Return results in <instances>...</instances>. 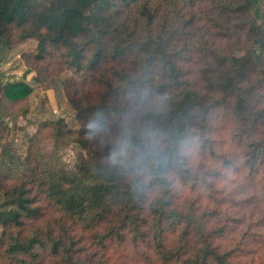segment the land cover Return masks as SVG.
Here are the masks:
<instances>
[{
  "label": "trees",
  "instance_id": "16d2710c",
  "mask_svg": "<svg viewBox=\"0 0 264 264\" xmlns=\"http://www.w3.org/2000/svg\"><path fill=\"white\" fill-rule=\"evenodd\" d=\"M15 31L22 41L37 39L34 60L58 54L80 76L63 84L81 128L69 129L64 118L44 122L24 156L0 142L7 263L238 264L249 234L224 242L231 229L224 200L206 201L219 172L208 163L194 167L186 147L230 165L208 154L206 133L217 115L234 120L246 179L264 201V0H0V67ZM31 72L50 89V65L33 61L23 79ZM23 79L0 76L3 116L34 91ZM48 127L56 149L80 147L73 170L40 156L39 135ZM148 130L159 133V156L147 154ZM125 141L133 159L145 153L142 161L119 158ZM40 200L58 217L44 220ZM253 239L262 246L248 264H264V242Z\"/></svg>",
  "mask_w": 264,
  "mask_h": 264
},
{
  "label": "rangeland",
  "instance_id": "374dc122",
  "mask_svg": "<svg viewBox=\"0 0 264 264\" xmlns=\"http://www.w3.org/2000/svg\"><path fill=\"white\" fill-rule=\"evenodd\" d=\"M202 20L205 21L204 18ZM20 34V31H15L12 38V43L14 44L4 46L3 48L0 67L2 81L22 80L27 65L33 63V61L34 67L37 68L50 65L53 75L49 77L48 85L52 95L53 106L49 102L45 90L33 82L32 78L29 79V83L34 85L37 91L20 104L9 106L10 110L7 106L5 114L8 113L6 116L10 117L11 120L8 124L4 123L7 128L6 131L4 129L0 131V136L3 135L0 142L4 144L6 149H10L13 156L26 155L35 134V129H38L40 122L46 123L64 118L69 129L75 131L81 128L77 111L68 102L63 84L65 80L70 78L79 81L80 76L74 75L71 70H68L58 54L49 56L46 62L41 63L36 59L34 60L33 56L37 54V39L22 41ZM32 108L33 113H35L34 115L30 113ZM0 113L3 114L2 110H0ZM36 120H38L37 123L35 122ZM236 126L237 124L234 120L223 115H217L212 120L211 128L206 133L207 138L210 140L209 144L212 145V147L208 146V154L212 156L211 152H217L224 155L226 160L230 162V165H226L225 160L215 161L212 159L215 156H212V158L204 157L194 145L187 146L186 153L188 156L193 157L194 167L200 168L202 164L208 163V168L212 173L219 172V175L215 174L217 178H214L216 180L214 186L210 189L208 188L209 195L206 201H209L210 196L224 200L225 210L230 214L225 219H230L226 222L231 226L230 231H226L227 234L224 242L227 245L233 244V239H236L235 234H249L246 237L244 250L237 253L239 258L235 260L238 264H248L251 262L253 253L262 246L256 247L253 244V238H257L256 241L264 242V238H261L264 236V201L261 198V192L258 190L260 186L246 179L247 171L244 165V157L242 156V148L233 136L236 132ZM51 133L52 129L48 127L42 130L39 135L41 142L37 148L40 151V156H45V159L48 161H50V158L56 156L62 166L64 165L67 169L73 170L80 147L78 144L69 143L63 146L60 145V148L56 149L55 140L52 138ZM2 180L5 185H12L15 182L14 179ZM19 181L17 180L16 183ZM179 190L183 192L185 188H179ZM257 196L260 197L262 203H260V199ZM3 201V192L0 190V204ZM204 205H208V202H204ZM38 206L41 207L44 220L53 221V218L58 217V214L50 207L48 202L40 200ZM238 218L240 219L238 220ZM260 219L263 221H257ZM38 224L36 223V225ZM31 226L29 225L26 228H31ZM2 233L3 228L0 227V235ZM77 234H80L81 246H88L89 242L86 240L87 234L83 232H78ZM261 250L264 251L263 249ZM1 252L0 250V264H6L7 261L2 257ZM117 257L120 256L118 255ZM121 258H125L124 255ZM47 261L50 262L51 259L49 258ZM124 263L129 264V258ZM262 263L261 261V263L257 264Z\"/></svg>",
  "mask_w": 264,
  "mask_h": 264
},
{
  "label": "clouds",
  "instance_id": "9594fccd",
  "mask_svg": "<svg viewBox=\"0 0 264 264\" xmlns=\"http://www.w3.org/2000/svg\"><path fill=\"white\" fill-rule=\"evenodd\" d=\"M85 127H87V123L85 124ZM145 137H146L145 147L147 149V154L159 156L158 149L160 148L162 143L159 133L148 130L145 133ZM130 148L131 145L127 141L123 142L120 146L119 158L126 162L131 161L132 163H138L142 161L145 153L141 152L139 155L135 157V159H133L132 155L130 154ZM108 158L109 160H112L115 158V156L113 154H110Z\"/></svg>",
  "mask_w": 264,
  "mask_h": 264
},
{
  "label": "crops",
  "instance_id": "0c3cea01",
  "mask_svg": "<svg viewBox=\"0 0 264 264\" xmlns=\"http://www.w3.org/2000/svg\"><path fill=\"white\" fill-rule=\"evenodd\" d=\"M25 70H26V69H25ZM0 73H1V72H0ZM0 75H1V74H0ZM34 76H35V73H34V72H31L30 74H28V75L23 79L27 84H29L31 87L34 88V91L32 92L31 95H33L34 92L37 91L36 88H35V86L32 85L31 83H29V81H30L29 79H31V78L33 79V82H35V81H34ZM26 79H27V80H26ZM11 81H17V80H10L9 82H11ZM5 82H7V81H5ZM35 83H36V82H35ZM38 86H39V85H38ZM45 94H46L47 98L49 99V102H50L51 105L53 106L52 95H51V93H50V89H49V90H46V91H45ZM31 95H30V96H31ZM30 96H29V97H30ZM29 97H28V98H29ZM28 98H27V99H28ZM33 112H34V111H33V108H32V110H31V112H30L31 115H34V114H35V113H33ZM0 119L3 120L4 122H6L7 124H8V122L11 120L10 117H8V116L5 117V116H3L1 113H0ZM35 122L37 123L38 120H36ZM41 124H43V122H40V123L38 124V129H39V127H40ZM38 129H37V130L35 129V134L37 133ZM29 133H30V132H29ZM35 134H34V135H35ZM30 135L32 136V134H30ZM33 137H34V136H33ZM29 138H30V136H29Z\"/></svg>",
  "mask_w": 264,
  "mask_h": 264
}]
</instances>
